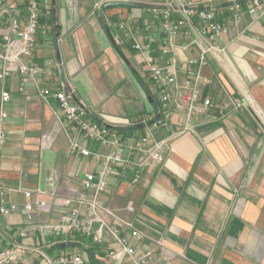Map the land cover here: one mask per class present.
I'll return each instance as SVG.
<instances>
[{
	"label": "crops",
	"instance_id": "crops-1",
	"mask_svg": "<svg viewBox=\"0 0 264 264\" xmlns=\"http://www.w3.org/2000/svg\"><path fill=\"white\" fill-rule=\"evenodd\" d=\"M12 1L24 22V0ZM114 1L121 3L105 6ZM47 2L36 64L54 62L55 81H67L77 101L96 119L127 136H139L148 133L147 124L134 123L158 118L160 104L148 65L133 44L153 39L154 52L163 62L176 57L184 69L200 54L196 45L183 47L197 39L196 34L180 35L172 51L161 54V22L148 9L166 2L200 3L230 15L233 0ZM147 24L152 29L147 30ZM5 32L15 37L9 29ZM217 45L202 71L210 81L202 85V96L217 107L198 112L192 118L194 131L184 134L179 133L183 116L174 114L157 135L168 140L164 160L149 166L137 182L133 168L118 165L100 193L110 209L143 234L142 240H135L139 248L154 249L157 259L163 253L162 264H264V15L233 20ZM21 85L17 72L4 83L12 99L6 105L10 134L0 155V178L8 198L20 209L0 215V238L9 244L35 245L51 256L79 252L87 264H105L113 243L109 236L100 247L81 233L61 240L20 236L31 225L22 210L25 190L34 192L33 200L48 202L33 225L55 224L67 210L58 200L72 198L77 206L84 173L102 168L93 156L74 151L73 141L94 152L108 151L70 125L54 97H40L39 91L47 87L42 77L38 85L30 82L23 91ZM240 100L248 108H236ZM107 219L114 222L111 216ZM121 229L129 234L128 226ZM20 264L45 263L35 251Z\"/></svg>",
	"mask_w": 264,
	"mask_h": 264
},
{
	"label": "built area",
	"instance_id": "built-area-1",
	"mask_svg": "<svg viewBox=\"0 0 264 264\" xmlns=\"http://www.w3.org/2000/svg\"><path fill=\"white\" fill-rule=\"evenodd\" d=\"M105 1L100 0L99 3ZM24 3L26 17L23 22L21 16L16 14V5L12 0H0V34L3 35L0 41V62L4 63L0 65V155L10 134L6 105L12 99V92L4 83L14 72L21 77L20 91L30 82L38 85V78L42 77L47 87L39 91L40 97L45 100L54 97L59 102L66 121L108 151L94 152L73 141L74 151L93 156L101 162L102 168L97 173H84L81 193L75 200L77 206L72 205V198L58 200L67 210L62 212L55 224L33 225L48 202L38 197L33 200L34 192L25 190L27 201L22 210L31 225L22 230L20 236L26 238L40 234L61 240L73 233H81L98 247L103 246L106 236H109L113 243L108 248L105 264H162L165 260L163 253L157 259L154 249L139 248L136 241L142 240L143 234L110 209L100 198V193L106 189L107 177L117 173L118 165L133 168L137 182L149 166H157L164 160L163 152L168 140L158 138L157 135L169 126L174 114H182L179 133L184 134L194 131L192 118L198 112L217 107L210 97L202 96V85L210 82L202 74L203 68L209 64L208 55L218 48L217 42L226 34L233 20L239 21L246 14L258 18L263 16L264 0H233L229 6L230 15H225L217 6L200 3L166 2L164 6H152L148 9L161 22V32L164 35L163 46L159 48L161 54L171 52L180 35L189 38L193 34L199 40L197 38L193 42H187L183 47L189 50L196 45L200 54L190 58L188 67L184 69L176 57L163 62L154 52L153 39L147 43L133 44V48L144 57L148 65L149 78L160 104L158 118L150 123L146 120L134 123L147 124L148 133L139 136H127L117 128L96 119L86 106L77 101L75 90L67 81H55L57 73L54 62L48 61L44 66L36 64L41 18L49 4L47 0H24ZM6 29L13 32L15 37L12 38L5 32ZM146 29H152V25L147 24ZM181 73H184L183 80L180 79ZM236 108L244 109L248 105L240 100L236 102ZM7 189L0 178V215H9L20 209L18 204L8 198ZM107 216L113 217L114 222H109ZM122 225L130 228L128 235L122 234ZM35 251L42 254L45 264H87L79 252L51 256L35 245L23 242L9 244L5 237L0 238V264H20Z\"/></svg>",
	"mask_w": 264,
	"mask_h": 264
},
{
	"label": "water",
	"instance_id": "water-1",
	"mask_svg": "<svg viewBox=\"0 0 264 264\" xmlns=\"http://www.w3.org/2000/svg\"><path fill=\"white\" fill-rule=\"evenodd\" d=\"M120 3L121 2H115V1L114 2H108L105 4V6L108 7V6H113V5L120 4Z\"/></svg>",
	"mask_w": 264,
	"mask_h": 264
}]
</instances>
